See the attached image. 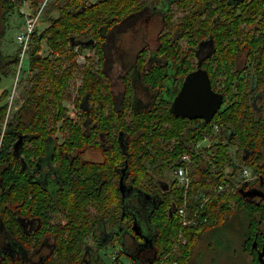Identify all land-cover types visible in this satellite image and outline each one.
Segmentation results:
<instances>
[{
  "label": "trees",
  "instance_id": "1",
  "mask_svg": "<svg viewBox=\"0 0 264 264\" xmlns=\"http://www.w3.org/2000/svg\"><path fill=\"white\" fill-rule=\"evenodd\" d=\"M24 1H28L32 12L43 2L0 0V36L7 21L6 15L16 10L22 16L19 6ZM176 1H185L184 5L178 3V8L172 13L178 15V25L183 34L191 33L200 37L210 34L214 44L225 46V39L222 37L224 32L216 33V30H230L235 20L219 18L227 14L232 16L234 12L224 13L220 9L221 3H213L216 0ZM45 5L47 7L43 18L46 24L43 27L35 24L26 54L25 70L26 74L29 73V84L24 89L21 104L10 115L8 102L2 101L9 91L0 92V246L6 232L11 233L13 248L17 244H22L26 249L37 246L41 241V235L37 236L40 230L37 228L35 233L26 235L20 224L22 218L36 216L41 221L42 233L51 235L54 241L56 256L50 255L45 264H58L60 259H68L70 262L72 259L79 264H85L82 259L84 238L92 235L96 246L101 247L103 233L100 231V223L106 222L108 227H115L129 216V209L121 206L120 192L116 186L117 175L113 172L115 165L111 162H119L123 155L119 152L113 153L100 166L106 171V174H101L94 165L89 167L92 172L87 169L75 172V166L69 164L63 154L65 151H79L85 146L87 133L84 125L81 126L75 118L85 120L82 105L88 98L96 112L94 120L99 130L113 135L117 129L128 130L131 136L128 146L130 176L138 185L143 186L146 181L152 183L163 177L165 168L172 171L174 167L183 164L181 155L184 152L191 156V180L188 187L184 189L173 181L175 186H171L168 197L149 214L151 223L155 226V257L145 263L134 262L130 258V264H159L162 259L169 260L171 264L173 261L184 264L192 243L207 231L221 236L223 230L234 229L240 233L241 245L247 249L248 236L256 231L259 211L262 208L260 203L242 196L238 189L232 193L212 191L198 211V223L193 226L181 227L175 211L171 217L168 216V208L172 202L175 205L181 204L185 196L198 203V199H194L197 192L208 191L218 183H232L238 179L236 174L239 162L229 150L232 140H235L237 149L242 152V164L252 165L251 172L256 175L252 183L259 184L263 181L264 185V97L256 107L245 102L228 103L217 119L214 116L206 123L200 119L175 117L169 111V101L159 99L156 93V100L148 108L132 114L129 122L124 117L127 90L121 93L120 106L115 109V94L108 79L101 73V42L104 28L121 21L127 16V8L138 6L139 2L47 0ZM217 11L219 18L213 22L212 18ZM203 15L207 16L204 23L208 28L205 31H201L199 27ZM241 15H249L248 23L260 27L264 24V0H250ZM222 23L230 26L224 27L220 25ZM89 39L94 42L88 46L81 45V42ZM44 44L46 53L42 52ZM250 44L252 47L259 46L254 41ZM84 47L92 48L98 56L94 67L85 64L86 56L78 55ZM9 63L17 66L18 50L8 55L0 52V74L8 73L5 69ZM76 72H79L80 77L78 84L74 86L76 92L73 100L82 111L78 117L71 116L70 109L65 104V101L72 99V80ZM143 77L150 84L155 85L159 81V78L150 73H144ZM214 122L223 124L231 131L230 141L216 139V133L213 132ZM20 134L28 137L24 138L23 145L17 151H13V143ZM205 136L213 140L212 143L196 147L197 142ZM57 139L62 140L60 145L55 143ZM50 142V157H57L65 173L63 185L56 194L49 192L25 173L26 163L32 165L38 157L45 155ZM247 153L249 155L246 157ZM122 210H125L123 215ZM179 233L184 236V243H177ZM108 240L107 244H115ZM117 243L120 246L117 253H124L122 245ZM20 254L15 249H12L11 254L4 252L0 247V264H24ZM97 254L96 250L91 264H101L100 256L96 258ZM117 257L116 255L114 259Z\"/></svg>",
  "mask_w": 264,
  "mask_h": 264
},
{
  "label": "flooded vegetation",
  "instance_id": "2",
  "mask_svg": "<svg viewBox=\"0 0 264 264\" xmlns=\"http://www.w3.org/2000/svg\"><path fill=\"white\" fill-rule=\"evenodd\" d=\"M137 2H139L138 6L127 8V16L121 19V21L104 28L102 32L103 40L101 42L102 55L100 56V69L101 73L108 79L111 90L115 94L116 101L113 104L115 109L120 106L121 93L127 90L126 113H124L127 121H131L132 114L148 108L156 100V93L159 99L170 100V96L176 90H180L185 76L196 69L206 71L211 89L214 92L220 93L222 96L221 103L213 114L212 119L214 116L217 119L220 112L228 103L245 102L256 107L262 97H264V24H261L260 27L252 26L248 23L250 16L241 15L244 8L250 4V0L213 1V3L219 2L222 4L220 9L222 8L224 13L234 12L232 16L227 14L219 18V11H217L215 12L216 16L212 18L213 22L216 18L227 21L235 20L230 30H221V28L216 30V33L219 31L224 32L222 37L225 39L223 42L225 46L223 47L214 44L210 34L202 37L191 35V33H188V35L183 34V30L178 25V15H173L172 13L178 8V3L184 5L185 1L137 0ZM226 5L227 8H224ZM206 18V15L202 16L203 21L199 26L201 31H205L208 28L204 23ZM220 25L224 27L230 26L224 23ZM235 26H237L236 29ZM89 40L91 42L85 46L94 42L93 39ZM251 41H254L259 46L252 47L250 44ZM84 48L78 52V55L86 56L87 59H84L85 64L94 67L98 56L94 50V55L84 53ZM84 60L82 59V61ZM144 73H150L156 76L159 78V81L155 85L146 82L143 77ZM117 86L118 88L116 89L115 87ZM158 90L160 91L158 92ZM75 92L71 99L73 106L69 112L71 116L78 117L82 111H80L73 100ZM91 105L89 99L86 98L82 105L83 112H85V120L75 118L81 126L84 125V130L87 133L85 146L79 151L72 153L65 151L63 154L68 163L75 166L73 168L75 172H81L83 169L89 170V167L94 165L97 167L96 170L101 174H106V171L105 168L103 169L100 166L106 163L107 159L113 153L119 152L124 156L119 162H111L115 165L113 166V172L117 175L116 186L120 192L121 206L123 209H129L130 213L129 216L125 217L123 223L117 224L115 227H108L106 222L100 223V231L104 235H102L103 241L101 247L107 245V241L105 242L104 240V237H107L110 242H119L120 245H123L126 248L124 254L132 258L134 262L143 263L149 261V259L156 255L153 248L155 226L151 223L149 212L153 210V207L164 202L166 196L168 197L170 194L171 186L174 184L173 177H171L172 171L165 168L163 170V177L155 179L152 183L146 181L143 186L138 185V182L130 176L128 146L131 136L128 134V130L117 129L115 135L112 133L108 134L107 131L103 132L99 130L98 125H95L96 120H94L96 112L92 109ZM169 105L170 101L168 108ZM172 115L174 114L172 113ZM175 117L188 120L200 119H190L182 116ZM214 125L213 132L216 133V139H221L222 141L231 140V131L221 123L214 122ZM23 135H25L24 138L28 137L26 134ZM24 138L19 147L23 145ZM61 141L57 139L55 143L60 145ZM230 142L229 147L231 144L236 146L234 143L235 140ZM48 144L50 151L52 143L50 142ZM59 149L61 150V148ZM235 151L239 153L236 160L241 164L240 155L242 152L237 149V146ZM248 155L249 153L246 154V157ZM45 157V155L38 157L32 165L27 162L25 165V173L47 190L55 185L53 194H56L60 192L59 190L63 185L65 173L57 157H51L50 162ZM85 165L86 167L84 168ZM120 176H123L122 181L125 192L123 200L122 193L119 189ZM167 177L171 178L168 179ZM241 187L244 191L256 189L258 192L253 195L249 193L242 195L248 200H254L260 203V207L262 208V211H259L256 231L253 234H249L247 239L249 245L247 249L241 244V251L224 245L210 259L214 262L220 260L222 264H264L263 181H260L259 184L244 183L238 188V191ZM57 196L59 197L58 194ZM57 201H59V198ZM123 211L125 212V210ZM123 214L121 213V215ZM129 217H131V220H129ZM134 219L140 225L139 229L141 230L142 236L135 234L132 229ZM20 224L26 235L35 233V230L38 228L40 232L37 236L41 235L40 243L31 249L24 248L22 244H17L16 248H13L11 233L6 232L3 235L0 246L4 252L11 254L12 249L19 251L21 253L20 256L24 260V264H45V261L50 255H53V257L56 256L54 253V241L51 235L42 233L40 229L41 221L38 217L22 218ZM86 237L84 238L82 247V259L85 264H91L92 255L95 253L93 254L92 246L86 243ZM94 243L96 244V242ZM98 247L96 246L95 251L101 248ZM221 252L222 256L219 257L218 254ZM96 258H99L98 254Z\"/></svg>",
  "mask_w": 264,
  "mask_h": 264
},
{
  "label": "rangeland",
  "instance_id": "3",
  "mask_svg": "<svg viewBox=\"0 0 264 264\" xmlns=\"http://www.w3.org/2000/svg\"><path fill=\"white\" fill-rule=\"evenodd\" d=\"M47 5L42 8L41 14L39 16L38 21L36 22L37 27H43L46 24V20L43 18L45 14V9ZM20 10L28 13L32 12L33 9H30L28 1L22 2V4L19 6ZM7 21L3 25V33L0 36V52L4 55L12 54L15 51L18 50V43L16 41V35L20 32L22 29V16H19L18 12L16 10L10 11L7 15ZM2 29V24L0 21V32ZM30 48V47H29ZM43 53L47 52L46 45H43ZM84 53H90L93 54V49L91 48H84ZM94 55V54H93ZM26 57L23 59L22 62V69H20V66L11 65V63L7 64V67L5 70L8 71L7 74H0V92L1 90H8V94L2 99V101L8 102V112L9 115L11 112L16 110V108L21 104L23 97H24V89L29 84L28 81V75L26 74ZM79 72H76L73 80H72V88L71 92L74 94L75 89L74 86H76L79 82ZM116 89L118 88L115 87ZM74 90V91H73ZM166 101H170L169 99H165ZM65 104L69 107V109H72V102L71 100L65 101ZM213 140H210L208 137L207 140H203L200 142L199 147H202L203 145L208 146L212 143ZM49 144L47 145V152L45 154V158L50 162L51 157L49 154L48 149ZM236 146L234 144H231L229 147L231 155L236 159L238 154L235 151ZM203 154L205 155V150H203ZM206 156V155H205ZM239 168L237 170V177H240V168L242 166H247L252 171V165L251 164H238ZM230 168V166H229ZM172 177V175H171ZM171 177H167L168 179ZM250 184L252 183V180L249 181ZM55 185L50 189H48L50 192L53 193ZM240 214V213H239ZM86 243L90 244L92 246L93 254L95 253L96 244L94 243V239L92 238V235H89L86 237ZM94 243V244H93ZM228 244V245H226ZM241 244V237L240 233L238 231L233 230H223V234L220 236L216 235L213 232H205L203 236L198 239L197 241H194L192 243V246H190V252L187 258V261L184 264H222L220 260H217V262L212 261L210 258L214 256V253L218 250L220 247H226L234 248L237 251H241L240 249ZM120 249V246L118 243H115L114 245L108 243L107 245L97 249L98 255L101 258V264H130L129 257L125 255L124 253L117 250ZM230 250V249H229ZM83 251V250H82ZM113 255H117L118 257L116 259L113 258ZM218 256H222V252L218 254ZM88 257V256H87ZM89 259V258H87ZM58 264H79L78 262H74L71 259V262L68 259H60ZM159 264H171L169 260H160Z\"/></svg>",
  "mask_w": 264,
  "mask_h": 264
},
{
  "label": "built area",
  "instance_id": "4",
  "mask_svg": "<svg viewBox=\"0 0 264 264\" xmlns=\"http://www.w3.org/2000/svg\"><path fill=\"white\" fill-rule=\"evenodd\" d=\"M46 1L47 0H43L42 4L35 12L25 13L20 10L22 12V29L16 35V41L19 45L18 64H17L18 66L22 65L23 59L26 57V54L30 47L32 31L35 27L36 22L39 19L42 8L45 5ZM214 126L215 125H213V128ZM207 138L208 136H205L203 139L199 140L196 144V147H199L200 142L203 141L204 139L207 140ZM181 160L183 161V164H180L172 169V177L178 186H181L184 189H186L190 184V180H191L189 174L190 161H191L190 153L184 152L181 155ZM255 177L256 175L253 174L247 166H242L240 168V177L235 182L231 183L230 181H226L224 183H218L208 191L201 190L197 192L194 195V199L196 201L198 199V203H195L194 201L190 200L185 196L183 202L179 205H175L174 207V211L180 222V226L181 227H185L189 225L193 226L198 223V211L203 207V205L209 198L212 191H216V192L225 191L232 193L235 192L242 185V183H248L250 180L255 179ZM180 242L181 243L185 242L184 236H182L181 233H179L177 237V243ZM115 256L113 255V258H115ZM172 264H176V261H173Z\"/></svg>",
  "mask_w": 264,
  "mask_h": 264
},
{
  "label": "water",
  "instance_id": "5",
  "mask_svg": "<svg viewBox=\"0 0 264 264\" xmlns=\"http://www.w3.org/2000/svg\"><path fill=\"white\" fill-rule=\"evenodd\" d=\"M91 40H86L81 42V45L89 44ZM203 72V73H202ZM222 96L220 93L214 92L210 87V81L205 70L196 69L195 71L188 73L183 79L182 86L180 90H176L173 95L170 96L169 111L175 116H182L187 118H200L204 122L208 123L211 121L213 114L218 109L221 103ZM25 135L20 134L17 140L13 143V150L17 151L18 147L22 143ZM123 176H120L119 189L122 193V200L124 196L123 189ZM244 184V183H242ZM242 195L250 194L253 195L258 193L256 189L251 191H244L242 187L239 189ZM148 195V194H146ZM175 204L172 203L168 208V216H172ZM154 208V207H153ZM122 213L124 211L122 210ZM151 211L149 212V214ZM139 224L134 219L132 223V229L135 234L142 236L141 230L139 229ZM104 236V235H103ZM105 242L109 239L104 237ZM124 253L126 248L122 245ZM154 258V257H153ZM153 258L149 259L152 261ZM145 263V262H143Z\"/></svg>",
  "mask_w": 264,
  "mask_h": 264
}]
</instances>
